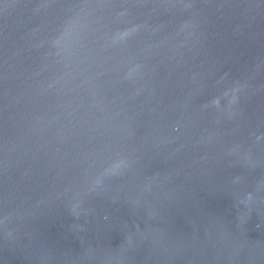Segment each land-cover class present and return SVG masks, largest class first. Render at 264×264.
I'll list each match as a JSON object with an SVG mask.
<instances>
[{
    "label": "water",
    "instance_id": "1",
    "mask_svg": "<svg viewBox=\"0 0 264 264\" xmlns=\"http://www.w3.org/2000/svg\"><path fill=\"white\" fill-rule=\"evenodd\" d=\"M0 264H264V0H0Z\"/></svg>",
    "mask_w": 264,
    "mask_h": 264
}]
</instances>
